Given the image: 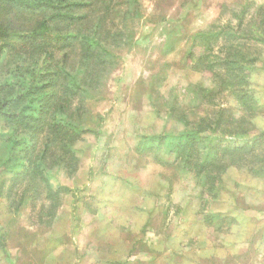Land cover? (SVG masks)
I'll use <instances>...</instances> for the list:
<instances>
[{"label": "trees", "instance_id": "1", "mask_svg": "<svg viewBox=\"0 0 264 264\" xmlns=\"http://www.w3.org/2000/svg\"><path fill=\"white\" fill-rule=\"evenodd\" d=\"M139 12L138 0H0V196L10 214L25 213L33 225L55 220L67 192L54 185L55 173H77L79 143L99 133L104 117L95 109ZM186 59L210 76L212 87L193 86L206 112L175 108L171 118L183 129L143 135L136 150L193 175L206 210L231 169L264 180L253 83L259 65L264 71V4L246 3L192 35ZM202 215L219 233L237 223L218 211Z\"/></svg>", "mask_w": 264, "mask_h": 264}, {"label": "rangeland", "instance_id": "2", "mask_svg": "<svg viewBox=\"0 0 264 264\" xmlns=\"http://www.w3.org/2000/svg\"><path fill=\"white\" fill-rule=\"evenodd\" d=\"M246 3L260 5L264 0H138L140 12L131 30L129 46L115 51L119 65L107 80L96 107L101 109L104 117L99 131L103 132L101 137L104 139L100 154H106L110 146H114V154L120 161L118 170L121 164V170L130 171L134 185L143 184L146 188L144 194L120 189L107 198L113 207L108 208L105 225L97 222V227L107 228H102L97 246L102 253L109 252L112 247L111 264H169L167 258L157 256L156 249L149 243L134 240L148 226L145 224L150 214L147 211L155 205H158V210L149 219L151 229L156 227L163 237L173 240L169 244L162 243L163 246L168 245V251L171 248L177 250L180 245L187 246L183 249L191 252L178 254L173 259L175 264H264L263 179L253 178L243 170L231 169L223 179L221 199L206 203L207 209L204 210L207 197L193 175L174 166L159 165L154 160L153 168L152 158H146L136 150L144 134L183 129L182 124L171 118L175 108L187 110L190 116L206 112L204 107H200V101L195 102L193 86L212 87V84L209 75L192 70L187 62L191 36L211 24L228 21L233 12ZM259 66L253 83L263 109L254 121L257 129L264 130V71ZM224 100L225 106L240 114L236 101L226 97ZM114 108L117 114L111 121L108 115ZM111 132L112 137L116 136L114 141L109 135ZM93 133L86 134V139L79 143L81 156L90 155L99 147ZM138 162L143 169H135ZM63 175L55 173L54 185L63 180ZM174 184H177V195H169V186L174 187ZM147 188H157L160 196L155 200L154 193H149ZM146 194L150 198H143ZM142 207L146 211L138 209ZM209 210L235 216L237 223L231 229L225 226L219 233L203 221L202 214ZM185 219L189 224L188 232L181 242L176 236H181L183 228L179 226ZM28 222L25 213L10 214L0 196V264H10L16 239L26 233ZM124 229L130 234L129 240L120 242ZM105 238L108 243L104 242ZM123 253L126 258L121 261ZM90 261L95 264L97 259L94 256L82 258V264Z\"/></svg>", "mask_w": 264, "mask_h": 264}, {"label": "crops", "instance_id": "3", "mask_svg": "<svg viewBox=\"0 0 264 264\" xmlns=\"http://www.w3.org/2000/svg\"><path fill=\"white\" fill-rule=\"evenodd\" d=\"M100 110L101 109H95V111L99 113ZM108 110H110V108H108ZM116 114L117 109L114 108L113 111L109 112L108 118L112 121ZM102 135V131L94 135V141L99 147L94 153H91L92 155L84 154L81 156V165L77 173L72 177L63 173V180L58 182L57 187L67 188V192L63 193L61 197L62 205L52 224L33 225L28 219L29 222L25 229L26 233L24 235H18L15 242L16 245L12 249L10 264H82L83 257L91 259L93 256L97 259L95 264H111V260L113 259L112 247L109 252L106 251L102 253L99 252L100 248L97 246L98 237L102 234V230H104L102 228L104 227L105 230H107L105 226L101 227V225H99L97 227V222L100 221L101 224L105 225L106 218L108 217V208L113 207V204L107 198L113 195V192L120 189L138 191L139 194H144L146 188L143 184L134 185L129 176L130 171L126 173L124 168L121 170V164L120 170H118L120 161L116 156L117 154H114V146H110L111 148L106 154L103 152V155L100 154V146L104 140L103 137H101ZM109 135L112 137L113 132ZM89 136H93V134ZM84 139H86V136ZM111 139L114 141L116 136ZM91 147L92 145L89 147L90 151ZM145 156L146 158H152L151 165H153L154 158L148 155ZM154 166L155 165H153V168ZM135 169L143 168L139 166L138 162ZM165 174L171 175L172 173L165 172ZM175 174L176 172L174 171L173 175ZM147 189L149 193L150 191L154 193L153 196H155V200L157 196H160V192L157 188ZM177 191V184H174V187L169 186V195H177ZM147 197L150 198V195L146 194L143 198ZM170 203L172 204V202ZM155 206L147 211L150 213L148 214L149 219L158 210V205ZM138 209L146 211L145 207ZM149 219L145 222L148 226L145 227L143 231L139 232L138 237L134 238L135 241L149 243L150 246L156 249L158 253L157 256H164L167 258L169 264H175L173 259L178 254L185 253L188 255V253H191L190 250L187 249L186 252L183 249L187 248V246L181 247V245L177 250L171 248L168 251V245L163 246L162 243L169 244L173 240L163 237L162 233L156 227L151 229V221ZM182 222L179 226L181 229L183 228L182 234L181 236H176L177 240L181 242L184 239L185 233L188 232L189 226L186 219L185 222ZM168 225H170V221ZM84 230L87 232L85 235ZM121 235L122 239L120 242L129 240L130 234L125 229L122 231ZM110 241L111 246H113V239ZM104 242L108 243V239L105 238ZM138 253L141 254L140 251H138ZM129 255L127 256L129 257ZM198 255L203 258L200 253H198ZM120 257L123 259L121 261H124L126 255L123 253ZM87 264L92 263L90 261Z\"/></svg>", "mask_w": 264, "mask_h": 264}]
</instances>
